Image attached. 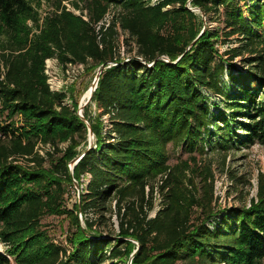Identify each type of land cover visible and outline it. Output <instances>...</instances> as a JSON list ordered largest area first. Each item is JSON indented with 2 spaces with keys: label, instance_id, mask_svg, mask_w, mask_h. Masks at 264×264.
<instances>
[{
  "label": "trees",
  "instance_id": "1",
  "mask_svg": "<svg viewBox=\"0 0 264 264\" xmlns=\"http://www.w3.org/2000/svg\"><path fill=\"white\" fill-rule=\"evenodd\" d=\"M36 1L0 0V116L10 119H0V243L8 247V254L0 249V264H129L136 250L132 264H262L264 174L249 205L214 211L213 163L199 164L195 153L223 151L224 165L231 149L264 145V0H254L249 17L236 0H89V20L55 0L56 10L31 37L28 19L39 27ZM188 5L205 16L226 7L227 36L242 44L220 52L219 32L202 33L206 20ZM112 6L121 11L97 30ZM119 28L136 45L127 61ZM246 51L248 69L235 75L233 61ZM50 58L92 70L118 63L102 72L84 109L96 137L91 149L79 103L69 105L67 92L48 84ZM207 93L225 99L230 112L213 113ZM39 144L50 146L44 156ZM82 144L86 153L72 174L69 163ZM170 144L188 158L172 164ZM163 174L165 205L149 218L152 182ZM74 179L81 192L71 209L65 202ZM64 214L71 250L53 242L42 222Z\"/></svg>",
  "mask_w": 264,
  "mask_h": 264
},
{
  "label": "rangeland",
  "instance_id": "2",
  "mask_svg": "<svg viewBox=\"0 0 264 264\" xmlns=\"http://www.w3.org/2000/svg\"><path fill=\"white\" fill-rule=\"evenodd\" d=\"M55 0H38L35 2L34 6L38 13V24L33 21V19H28L27 24L31 28V37L35 33L40 32V28L44 25L46 16L56 10V3ZM79 2L80 7H76L75 3ZM159 2V0H151L150 4L155 5ZM238 5L245 11L247 17H249L248 10L254 0H236ZM88 3L89 0H65L62 2V8H67L74 14L81 16L82 18L89 20V11H88ZM169 7L165 8L168 9ZM121 11L120 7H111L105 14L104 22L108 20H112L115 14ZM226 7H221L219 12L213 10L209 13L206 17V26L213 31H217L220 34V39L217 44L220 52H225L230 50L231 48H235L242 44L241 39H239L238 35H231L227 36V31L230 30L227 28L226 22ZM203 16V12L197 10ZM262 32V31H261ZM119 43H120V50H121V57L124 58L125 61L129 60L132 54L136 53V45L133 40L129 39V34L124 32L121 28H119ZM129 42L127 43V41ZM250 57V53L246 51L243 55L236 57L233 61L235 64V68L233 69V73L235 75H239L241 72H244L248 69L245 65L244 60ZM139 58V57H138ZM52 63H54V67L49 71V74L46 72L47 69V60H46V68L45 73L48 76V84H50L51 79H54L57 76L58 80L63 82L62 90L67 92L68 98L67 103L69 105L73 104V101H77L79 105L83 102V98L86 95L85 101L90 96V91L93 88V82L95 76L98 72L99 68L95 70L90 68V65H84L80 70H71L68 68L70 63L63 66L57 58H50ZM49 59V60H50ZM140 59V58H139ZM141 60V59H140ZM142 61V60H141ZM75 64V63H72ZM227 78V77H225ZM209 94L210 102H211V110L213 113L217 112L219 109L224 110L227 113L230 112V109L226 106L225 99H222L219 96H216L211 93ZM100 109L97 108L95 103H92V108L90 110V114L93 117L98 116ZM21 117L15 116L16 125L15 128H19L21 126ZM3 124H9L10 119H7L5 115L0 116ZM104 128L103 132L105 136H108V130L110 128V121L109 116H103ZM242 135L244 133L243 130L239 131ZM84 136L88 144H90V136L88 130L84 132ZM96 142V137L94 138V143ZM68 146V142L62 143L60 145L61 148H66ZM85 145H80L78 147V151L82 152L84 150ZM169 153L171 156L170 162L175 164L180 159H186L189 156V153L184 150L183 147H175L174 145L170 144L168 146ZM43 156L46 154V151L50 149L49 145L39 144L36 148ZM208 149H206L207 151ZM199 164L204 162L213 163V171H214V179L210 180L213 182L214 186V211L218 210H226L228 208H236L240 205H249L253 198H257V191H258V183H259V175L260 173L264 174V145L262 144H254V145H244L238 146L231 149L225 159L224 162V155L225 152L223 151H216L213 152L208 150L205 155H200L195 153ZM193 165V164H192ZM194 166V165H193ZM197 185L200 189H202V185H204L202 178L198 177L196 174L195 176ZM158 179V178H157ZM157 179H155L152 184L156 186ZM87 177L84 179V183L86 182ZM149 185L146 188L147 193H150L152 187ZM153 185V188H154ZM165 188V187H164ZM161 187L155 190L153 189V202L154 206L148 212L149 218H154L156 215L155 213L165 205L166 201V194H163V189ZM81 192L80 189H77L76 186L70 187L69 191L66 195V202L65 206L68 208L73 207V205L79 201ZM115 203V202H114ZM113 203V209L114 207ZM82 215V214H81ZM80 218L82 220V224L85 226V221L83 215ZM89 217H93L92 211H89L87 214ZM109 215V214H108ZM219 214L217 215V217ZM43 227L48 231V234L53 242L58 245L63 246L64 248L71 250V245L69 243L70 233L72 232V223L70 222V218L67 214L57 216V215H47L43 217ZM111 222L115 225V228L118 229V219L115 216L111 217ZM104 237V235H101ZM0 249L8 254V247L2 243H0ZM12 264H15L14 259L12 258ZM264 264V260L262 262Z\"/></svg>",
  "mask_w": 264,
  "mask_h": 264
},
{
  "label": "water",
  "instance_id": "3",
  "mask_svg": "<svg viewBox=\"0 0 264 264\" xmlns=\"http://www.w3.org/2000/svg\"><path fill=\"white\" fill-rule=\"evenodd\" d=\"M189 3H190V1H189ZM188 6H189V5H188ZM189 8H191L193 11L200 10L199 8H193V7H191V6H189ZM200 11H201V10H200ZM201 12H202V11H201ZM203 13H204V12H203ZM203 17H204V19L206 20L205 14H203ZM206 25H207V24H206V22H205V27L203 28L202 33L205 31V29H206V27H207ZM199 37H200V36H199ZM197 39H198V38H197ZM197 39H195V40L193 41V43L196 42ZM164 58H165L167 61H169L168 57H164ZM116 64H118V63H116V62H112V61H109V62H107V63H103V64L99 67L98 72H97V74H96V76H95V79H94V82H93V89L91 90V94H90L89 98H88L85 102L83 101V102L79 105L78 110H77L78 115H79L80 118L85 122V124H86V126H87V129H88L89 136H90V144H88V149H91V148L95 147V143H94L95 133H94V130H93L92 124L90 123V121H89V120L85 117V115H84V109H85V107H86V106L91 102V100H92V97H93L94 91H95V90L97 89V87H98V82H99L100 75L102 74V72H103L105 69L111 67L112 65H116ZM153 64H154V63H153ZM85 153H86V152H82L80 155L76 156L75 158H73V159L70 161V163H69V167H70V170H71V173H72V174L74 173V168L76 167V165L78 164V162L81 160V158L84 156ZM74 181H75V186L77 187V189H80V185H79L78 181H77L76 179H74ZM81 216H82V215H81ZM81 218H82V217H81ZM136 251H137V250H136ZM136 251L132 254V258H131L129 264H132V259H133L134 255H135Z\"/></svg>",
  "mask_w": 264,
  "mask_h": 264
},
{
  "label": "built area",
  "instance_id": "4",
  "mask_svg": "<svg viewBox=\"0 0 264 264\" xmlns=\"http://www.w3.org/2000/svg\"><path fill=\"white\" fill-rule=\"evenodd\" d=\"M104 20V18L97 24V30H99L103 25H105V27L106 26H108L109 25V23H110V20H108L107 22H104L103 21ZM141 59V58H140ZM48 62H47V69H46V72L49 74V71L54 67V63H52V61H51V59L49 60H47ZM149 65H152V64H149ZM83 66H84V64L83 63H75V64H72V63H70V65L68 66V68L69 69H71V70H73V71H75V70H80V69H82L83 68ZM51 81L52 82H50V88H51V90H53V91H62V88H63V82L62 81H60V80H58V78H57V76H55L54 77V79H51ZM0 136H1V134H0ZM167 178V174H163V175H160L159 177H158V179H157V184H156V186L154 185V190H155V192H156V189L157 188H160L161 189V187H162V185H163V183H164V181H165V179ZM149 186H147V188H148ZM167 191H168V188H164L163 189V194L165 195L166 193H167ZM161 209V208H160ZM159 209V210H160ZM158 210V211H159ZM158 211L155 213L156 215H157V213H158ZM81 215V214H80ZM155 215V216H156ZM154 216V217H155Z\"/></svg>",
  "mask_w": 264,
  "mask_h": 264
},
{
  "label": "bare ground",
  "instance_id": "5",
  "mask_svg": "<svg viewBox=\"0 0 264 264\" xmlns=\"http://www.w3.org/2000/svg\"><path fill=\"white\" fill-rule=\"evenodd\" d=\"M92 89H93V88H92ZM92 89H91V90H92ZM89 93L91 94V91H90ZM85 99H86V95H85L84 98H83V101H84V102H85Z\"/></svg>",
  "mask_w": 264,
  "mask_h": 264
}]
</instances>
